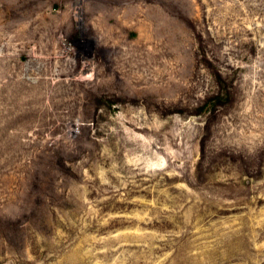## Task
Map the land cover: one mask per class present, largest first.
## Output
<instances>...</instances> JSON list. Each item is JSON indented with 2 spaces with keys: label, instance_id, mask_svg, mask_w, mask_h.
Returning <instances> with one entry per match:
<instances>
[{
  "label": "rangeland",
  "instance_id": "374dc122",
  "mask_svg": "<svg viewBox=\"0 0 264 264\" xmlns=\"http://www.w3.org/2000/svg\"><path fill=\"white\" fill-rule=\"evenodd\" d=\"M0 264H264V0H0Z\"/></svg>",
  "mask_w": 264,
  "mask_h": 264
}]
</instances>
